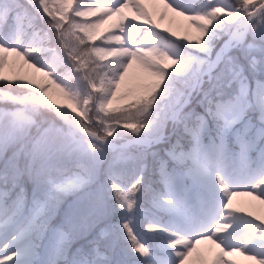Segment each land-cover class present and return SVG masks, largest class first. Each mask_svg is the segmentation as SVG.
Segmentation results:
<instances>
[{
	"label": "snow or ice",
	"instance_id": "1",
	"mask_svg": "<svg viewBox=\"0 0 264 264\" xmlns=\"http://www.w3.org/2000/svg\"><path fill=\"white\" fill-rule=\"evenodd\" d=\"M160 3L0 0V264H264V0Z\"/></svg>",
	"mask_w": 264,
	"mask_h": 264
},
{
	"label": "rangeland",
	"instance_id": "2",
	"mask_svg": "<svg viewBox=\"0 0 264 264\" xmlns=\"http://www.w3.org/2000/svg\"><path fill=\"white\" fill-rule=\"evenodd\" d=\"M143 2L148 7V10L153 14V19L156 24L159 25L160 30L168 29L171 32H176L178 37H182L187 29V22L183 17L177 16L175 13L168 11L167 15L161 19L160 13L164 11L163 5L160 3V0H143ZM142 22V21H138ZM111 23V22H110ZM107 27V25L105 26ZM16 72L21 75H31L34 70L30 69L27 65H23L22 61H17L16 64ZM136 71V72H135ZM140 82V73L138 69H134L130 72L129 77L126 80V86H131L132 84ZM241 207V203L237 204ZM246 212H250L245 210ZM262 216V215H260ZM199 252V261L190 260V264H209L202 258V254H205L206 250H198ZM226 259L232 260L229 256ZM246 258L244 256L239 255V260L243 262Z\"/></svg>",
	"mask_w": 264,
	"mask_h": 264
},
{
	"label": "bare ground",
	"instance_id": "3",
	"mask_svg": "<svg viewBox=\"0 0 264 264\" xmlns=\"http://www.w3.org/2000/svg\"><path fill=\"white\" fill-rule=\"evenodd\" d=\"M133 70H131L130 72H132ZM241 191H244V189H241ZM235 203L236 204L241 203V207H243L245 210L253 212L257 215L264 216V205H261L259 201L252 200L251 197H247V196L237 197L235 200ZM198 250H206L207 252L205 254H202V258L209 264H213V261L215 260L216 254L218 252V250L215 249L214 246L205 243V244L199 245ZM199 252L200 251H198V254H194V256L190 260L199 261L200 260ZM229 257L232 258V261H235L236 264H255L254 261L247 260V259L241 262L239 260L238 254L229 256Z\"/></svg>",
	"mask_w": 264,
	"mask_h": 264
},
{
	"label": "trees",
	"instance_id": "4",
	"mask_svg": "<svg viewBox=\"0 0 264 264\" xmlns=\"http://www.w3.org/2000/svg\"><path fill=\"white\" fill-rule=\"evenodd\" d=\"M140 82H136V83H134V84H132L131 86H128L129 88H136L137 86H138V84H139ZM73 197H70L69 198V203H72V201H73Z\"/></svg>",
	"mask_w": 264,
	"mask_h": 264
}]
</instances>
